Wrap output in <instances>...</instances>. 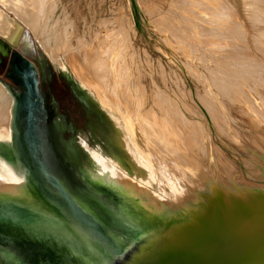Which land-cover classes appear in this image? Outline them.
Returning a JSON list of instances; mask_svg holds the SVG:
<instances>
[{
  "label": "bare ground",
  "instance_id": "obj_1",
  "mask_svg": "<svg viewBox=\"0 0 264 264\" xmlns=\"http://www.w3.org/2000/svg\"><path fill=\"white\" fill-rule=\"evenodd\" d=\"M180 2L188 9L199 7L206 11L210 24L205 28L208 33L204 32L210 35V39L225 38L228 39L226 42L233 43L230 53L240 69L223 71L225 77L217 78V85L211 87H217L225 99L249 102V108L243 110L249 115L251 133L241 132V126L237 120L230 118L222 99L217 97L218 93L208 92L209 98L201 94L200 99L207 109L206 113L215 121V129L225 132L220 133L237 147H232L231 154L240 165L226 157L218 142L212 140L208 125L200 117H195L197 112L186 109L184 104L183 109L181 102L174 99L176 96L171 98L154 85L152 97L155 107H145L148 96L146 87L137 75L131 74L129 66L127 69L124 63H117L121 57H118L121 42H113L118 45L108 48L107 38L114 31L110 35L107 33L108 36L101 35L97 30L88 38L77 36L76 23L71 19L73 15L70 17L69 7L64 6L61 0H0V38L4 40L2 43L0 39V56L20 40L23 31L21 22L29 27L41 48L64 70L66 67L60 54L65 55V60L74 66L76 75L93 88L92 94L96 100L116 114L121 134L126 139L127 151L134 152L136 149L141 161L151 171L146 180L154 189L168 194L165 202H148L143 198L140 186L130 182L127 171L121 165L112 159L100 157L98 168L107 184L105 188L100 187L103 194L112 204L121 202V206L126 207L119 194L121 191L123 196L127 195L136 203L138 210L120 211L122 219L126 220L122 225H116V221L109 218L105 222L91 216L79 219L69 209L65 198L52 192L46 194L23 158L15 154L13 148H6L0 153V240H9L17 250L19 248L13 241L21 242L27 256L36 264H184L182 260L170 261L165 256L166 252L180 255L190 253L196 262L205 264L206 246L227 254L223 258L217 256L216 264L226 257L230 264H264V64L252 53L245 38L244 31L247 29L243 28V22L237 21L229 0ZM256 2L259 5L250 16L251 21H258L254 26L259 27L253 35L258 44L254 46L264 56V0ZM56 9L61 10V17L56 15ZM79 18L86 25V17L83 15ZM122 23V16L109 19L99 16L97 20V26L101 29L114 28ZM235 23L239 29H235ZM231 24L234 29L230 27ZM88 30L87 27L84 32ZM185 31L189 32V29ZM201 39L206 41L205 38ZM22 42L29 46L27 37ZM203 50L207 49L204 47ZM25 60L20 55L14 61V68ZM26 63L33 70V63L27 60ZM23 78L30 80L28 71L24 72ZM259 97L262 101H257ZM20 106L26 113L29 112L28 99L12 85L0 80V140L9 145L21 134L17 124ZM159 111L163 116H159ZM220 112L224 118H220ZM21 137L27 140L24 133ZM43 167L46 168L45 164ZM48 174L54 173L48 170ZM176 175L184 181V188L177 189L175 186L172 178L176 179ZM54 178L61 184V176ZM90 181L93 185L100 182ZM66 192L73 198L80 197L71 189L67 188ZM61 251L65 255V263H62ZM91 253L98 257L91 256ZM14 261L6 254L0 258V264H16Z\"/></svg>",
  "mask_w": 264,
  "mask_h": 264
},
{
  "label": "rangeland",
  "instance_id": "obj_2",
  "mask_svg": "<svg viewBox=\"0 0 264 264\" xmlns=\"http://www.w3.org/2000/svg\"><path fill=\"white\" fill-rule=\"evenodd\" d=\"M61 1L64 6L69 7L67 10L69 11L70 17L73 15L71 19L76 23L75 32L78 34L77 36L84 35L88 38L91 34L94 35V32L97 31H99L101 35L104 34L105 36H108L109 33L114 31V34L112 32L111 36H108L107 38L108 48L112 49L111 46H116L121 42L119 48L122 49L118 52L120 53L118 54V57H121L118 58L117 63L118 65H123L124 63V67L126 68L129 66L131 74L137 75L139 77V81L146 87L148 96L145 107H155L154 97L152 96L154 91L153 89H155L156 85L170 97L176 96L174 99L181 102L180 104L183 109L186 107V109L190 108L194 110L193 112L195 113L199 112L198 114L196 113L197 116H194L197 118L200 117L199 119L204 121L206 126L208 125L209 132L212 135V140L216 143L218 142L221 150L223 152L225 151L224 154L226 157H229V159L235 164L240 165L236 158H234L231 154L233 149L232 147H237L222 136V134H226L225 132L223 133L219 128L215 129V121L212 120L210 115L206 113L207 109H205L204 103L200 99L201 94L204 98H209L210 93H218L217 97L222 99L221 101L225 105L224 107L226 111L229 112L230 118L237 120L241 126V132L243 134L251 133L249 115L243 110L244 108H249V102L247 103V100H244L242 104L239 103L240 101L234 102L229 99H225L223 96L221 97L217 87H211L212 85H217V78L221 79L225 77L223 71L229 72L231 69L234 71V69L237 70L240 69V67L238 68L237 63H234L232 53H230L233 51L230 50V48L232 49L233 47L231 45L233 43L226 42L228 39L225 38L222 40L218 39L219 41L216 38L210 39V35L206 34L207 30L205 28H207L209 26L207 24L210 23L208 22L209 16L204 9L199 7L193 10L188 9L185 4L182 6L183 4L180 2L181 0ZM91 1L94 6L90 4ZM177 1H179L178 3L180 5ZM229 2H231L233 6L237 21H240L241 23L243 22V28L245 30L247 29L244 31L246 35L245 38L251 47L252 53L264 64L263 53H260V51L256 48V39H253V35H255L256 30L259 29V27L256 28L254 26L256 25L255 22L258 21L256 20L253 22L251 21L252 19H250L252 18L250 17L252 15L251 13H253L254 9L256 10L259 3H257L256 0H229ZM86 3L89 6L86 5ZM0 7H2L1 4ZM71 7L74 10H72ZM89 7L91 8L89 9ZM92 8L95 9L93 10ZM77 9L78 11H76ZM91 9L94 12L92 15ZM56 11V15L61 17V10L56 9ZM83 15L87 20L86 25H84V21L79 18ZM92 16H94V19H92ZM99 16H103L108 19L113 17L116 18V16H122L123 23L121 25L119 24L117 27L115 26L114 28L101 29L97 26ZM190 16L193 18H190ZM205 17H207L208 20ZM183 18L187 21H182ZM190 20L193 21L194 24ZM203 20H207V23ZM59 21L61 22V18ZM202 23L206 26L202 25L201 27ZM237 23L234 24L235 29H239L237 27ZM232 24L230 27L234 29ZM21 25L23 26L22 36L17 44L9 46L10 48L5 54L6 56L2 55V64L0 56V72H3L5 67L7 68V73L12 71V68L14 69L13 76L17 80L16 81L14 78V81H16L15 86L18 89L14 88L20 93H25L24 88L26 87H24V83L29 82L28 88L31 87V84L34 86V83H36V77L41 79L39 84L42 92L48 91L46 84L43 83L44 81L47 82L49 77H52V81L53 79L55 81L56 79H60L61 83H59L61 87H59V84H52L53 89H55L53 96L56 101H59L58 103L60 106L57 107L58 110L56 109L49 121L38 122L31 119L23 107L20 106L17 124L21 134H19L18 139H15L11 145H9L6 141L0 140V153L6 151V148H13L14 153L23 158L26 166L32 170L34 177H37H35V179L39 180H37V182H40L39 184L42 186L43 191L46 194L52 192L53 194L60 195L62 199L65 198L64 200L67 203V206L79 219H88V216H91L92 218L96 217L95 219H99L102 222L104 220L105 222L109 218L116 221V225H122L125 224L126 220H123L124 218L122 219L123 214L121 212H136L138 210L136 203L127 195L123 196L121 191L118 193L125 201L126 207H122L121 202H117L115 205L112 204L103 194L101 188H105L107 184L104 183L105 181H103L98 168V159L100 157L112 159L121 165V167L127 171L130 182L140 186L143 191L142 196L144 199L149 200L148 202H159V200L165 202L168 199V194H163V192L158 189H154L150 185L149 181L146 180V176L151 171L149 167L141 161L142 158L138 156L139 154L136 149L134 152L127 151L126 139L121 134L120 121L116 114L111 112L108 108L104 107L96 100L95 96L92 94L93 88L76 75L74 66L65 60V55L60 54V59L66 67V70L62 69L58 63H55L41 48L29 27L22 22ZM87 27L89 29L87 31L89 35L87 32H84V30H87ZM175 27L179 29H176ZM183 28L185 30L189 29V32L185 31ZM199 28H204L202 29L203 33ZM122 30L124 31L122 32ZM117 33L119 34L118 37H116V35H118ZM196 34L198 36H196ZM24 37H27L29 46H25L23 44L22 39ZM194 37L195 40H193ZM116 38L121 41L115 40ZM201 38H205L206 41L204 39L203 41ZM183 41L184 43H182ZM1 42L3 43L4 40L1 39ZM113 42L118 44H114ZM73 43H75L74 39ZM122 43L123 45L121 46ZM225 43H227V45ZM204 47L207 50H203ZM190 49H192V51ZM20 55H23L27 61H31L34 64L35 69L33 68V70H31L28 68L26 60L21 61L18 68H14V61ZM226 56L228 57L226 58ZM215 66L216 68L219 67L217 68L218 70ZM25 71H28L31 75L29 81H26L23 78ZM206 89L207 91H205ZM42 97H45L43 93ZM28 99L30 100H28L30 105L31 100L33 102L34 99H38V96L36 93L28 94ZM257 101L262 100H260L259 97ZM260 103L262 104V102ZM186 114L189 116V113ZM219 114L221 115L220 118H224L221 112ZM159 116H163L160 111ZM216 119L219 121L218 117ZM220 121H222V119ZM220 132H222V134ZM22 133L27 136V140L21 137ZM219 134H221V136H219ZM223 140H226V144ZM227 143L229 144L227 145ZM228 146H231V148ZM239 152L243 153L242 150H239ZM43 164H45L46 168L43 167ZM48 170L54 174H48ZM58 175L61 176V184H58V180H55L54 178ZM87 177L89 179H87ZM90 180H96L97 182L100 181V184L98 183L93 185L90 183ZM172 181L177 189L185 187V183H183L184 181L177 177V175L176 179L172 178ZM67 188L80 194V197L73 198L69 196L66 192ZM147 188L150 189V191L148 190V194L145 193ZM166 193H168V190ZM0 241L3 243L0 244V258L4 257L6 254L8 257H12L16 264H29L26 261L27 259L21 256L19 250L14 248V246L9 243V240ZM29 258L32 260L31 257Z\"/></svg>",
  "mask_w": 264,
  "mask_h": 264
},
{
  "label": "flooded vegetation",
  "instance_id": "obj_3",
  "mask_svg": "<svg viewBox=\"0 0 264 264\" xmlns=\"http://www.w3.org/2000/svg\"><path fill=\"white\" fill-rule=\"evenodd\" d=\"M34 54H36V53H34ZM2 57L3 56H1V64L3 62ZM14 65H13V67H14ZM33 68L35 69V67H33ZM12 71L7 73V68L5 67L4 71L0 72V80L3 81V82L9 83L13 87L17 88L15 86V84H16L15 82L17 80L13 76V73H14V69L13 68H12ZM35 75H36V70H35ZM14 78H15L16 81H14ZM67 79H69V78H67ZM40 80H41L40 78L36 77V83H34L35 85L32 86L33 84H31L30 88H28L29 82L28 83H24V87H26V88H24L25 93L20 90L27 99H28V94H35V93L37 94L38 99H34L33 102L31 100V104L29 105L30 107H29V112H28L30 118L35 120L36 122H38V121H49L50 117L55 113L56 109L58 110L57 107L60 106L59 103H58L59 101H56V99L53 96V93H54L55 89H53V85H52L53 83H56V84H59V87H61L60 79H56V81L53 79V81H54L53 82L52 81V77H49L47 82L44 81L43 84H46V86L48 88V91H44V92H42L41 86L39 84ZM42 93L47 98L42 97ZM29 101H28V104H29Z\"/></svg>",
  "mask_w": 264,
  "mask_h": 264
},
{
  "label": "water",
  "instance_id": "obj_4",
  "mask_svg": "<svg viewBox=\"0 0 264 264\" xmlns=\"http://www.w3.org/2000/svg\"><path fill=\"white\" fill-rule=\"evenodd\" d=\"M0 244H3V243H0ZM13 244L19 248V250L23 253L24 258L27 259L29 264H36L35 262L30 260L29 256H27L26 249H25L24 245L21 242L15 240V241H13ZM205 249H206V253L205 254H206V257H207L205 264H216V257L217 256H222V258H223V256L227 255L225 252H220L219 250H215V249H213L210 246H206ZM183 255L186 257V259H184ZM183 255H180V254H178L176 252H172V253H170V252L167 253L166 252L165 253V256L170 261H172V260H182L184 262V264H199L198 262H196V260L193 259V257L191 256L190 253H185ZM91 256H93L95 258L98 257L96 254H92V253H91ZM63 258H65V255L61 251V260H62V263H65ZM227 259H228L227 257L224 258V259H221V261L219 263H217V264H230L229 261H227Z\"/></svg>",
  "mask_w": 264,
  "mask_h": 264
}]
</instances>
